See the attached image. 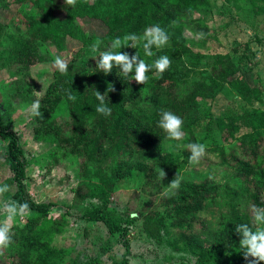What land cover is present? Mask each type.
Masks as SVG:
<instances>
[{"label":"trees","instance_id":"16d2710c","mask_svg":"<svg viewBox=\"0 0 264 264\" xmlns=\"http://www.w3.org/2000/svg\"><path fill=\"white\" fill-rule=\"evenodd\" d=\"M189 1L117 0V7L112 11L111 1L108 0H74L72 5L66 3L65 6L64 2L54 0V3L37 6L41 18L28 17L37 32V44L40 47L52 44L63 53L68 50V34L81 39L85 47L93 48L92 45L96 44L97 49L103 51L114 37L128 32L142 35L145 27L155 24L164 30L170 44L160 49L153 47L151 57L140 58L150 63L159 55H166L170 63L162 73H156L154 69L146 72L147 79L143 83L129 80L131 74L123 77L118 68H113L106 75L97 72L94 59L90 61L91 69L82 83L76 63H68V71L63 74L55 70L54 78L42 98L38 127L46 126L47 130L56 131L58 155L72 153L81 156V171L84 174V179L79 181L75 190V202L59 215H52L56 207L54 202H38L29 195L25 183L26 151L19 134L8 125L6 111L0 107V139L4 142L1 155L12 173L9 179L11 197L18 203L28 204L27 221L17 222L14 231L9 233L10 242L0 245V264H50L60 257L52 241L55 234L67 225L68 214L87 221H102L109 234L124 247L120 263L114 257L111 264H129L128 223L134 215L128 210H112L109 203L111 193L121 180L120 171L131 170L129 164L133 160L144 171V199L149 200L148 195L165 193L162 200V204L166 205L164 212L157 206L150 211H140L143 230L149 238L158 243L166 241L168 219L183 227V222L191 221L204 208H219L215 241L207 247L198 244L192 257H180L168 264H246L238 245L239 237L233 229L236 223H251V205L264 206V109L252 108L240 113L229 111L219 118L209 115L211 121L218 124L222 140L227 143L220 152L221 162L231 168L229 177L236 187H226V193L233 197L242 194L247 199L244 208L236 213L230 202L219 197L222 185L216 181L180 180L176 187L169 184L189 164L187 147L184 160L170 152H161V157L151 153L142 156V153L154 151L169 139L156 125L159 111L168 110L181 118L184 134L180 140L185 145L194 137L186 136L192 133V129L183 120L199 107V97L210 96L213 99L226 83L247 102L259 100L264 91V81L253 83L241 73L240 65L231 59L229 53H205L189 46L184 35L185 28L201 33L203 39L210 37L209 25L193 20L198 9L208 7L209 0H193L191 4ZM61 8L65 12L64 17L57 15ZM260 11L264 12V5ZM83 18L102 23L104 31L87 34L79 22ZM3 28L0 22V42ZM11 40L14 43L15 37ZM9 49L12 52L11 61L18 59L24 62L22 53L14 45H10ZM136 49L135 44V48L123 46L120 51L131 55ZM166 77L178 80L173 91H169L163 82ZM109 82L112 90L105 92ZM93 87L102 94L105 92V103L111 109L108 116L96 113ZM29 91L26 85L22 89L23 94ZM68 92L75 97L74 100L67 99ZM107 141L113 142L114 150L112 154L103 156L102 147ZM80 201H86L85 205L74 207ZM70 208H76L75 213ZM232 217L235 218L234 224L231 223Z\"/></svg>","mask_w":264,"mask_h":264},{"label":"rangeland","instance_id":"374dc122","mask_svg":"<svg viewBox=\"0 0 264 264\" xmlns=\"http://www.w3.org/2000/svg\"><path fill=\"white\" fill-rule=\"evenodd\" d=\"M108 1H111L110 7L114 11L117 0ZM50 2L51 0H0V22L4 25L0 42V107L6 111L7 123L19 134L26 151L28 164L25 183L29 195L38 202H54L56 207L52 210V215L55 216L66 212L76 200L75 190L79 181L84 179L81 156L72 153L58 155L59 141L56 131L51 128L47 130L46 126L38 127L39 116H32L29 106L33 100H38L40 111L42 98L56 70L51 61L57 55L64 58L67 64L79 65L77 73L82 83L87 71L91 69L92 56H97L98 50L85 47L81 39L70 34L67 35L68 50L65 53L58 51L52 44L40 47L37 44V32L29 23L28 17L41 18L37 6ZM189 2L191 4L193 0ZM262 5L264 0H209L208 7L198 9L193 20L207 23L210 37L203 39L201 33L185 28L184 35L189 46L205 53H229L231 59L240 65L241 73L248 76L253 83L264 81V12H258ZM57 15L64 17V10L59 9ZM79 22L87 34L104 31L100 22L88 18L80 19ZM13 36L14 43L11 40ZM169 44L168 38L163 47ZM10 45H14L22 53L24 62L18 59L11 61ZM141 45L142 41H137L136 50L140 56H145ZM163 82L169 91H173L178 85V80L170 77L164 78ZM25 85L30 89L27 94L22 93ZM199 100V107L187 114L183 123L191 126L192 133L186 135L194 137L190 143L205 145L204 154L195 163L189 162L180 171V180L216 181L222 185L219 197L225 198L227 203L230 202L236 213L244 208L243 204L247 199L242 194L233 197L226 193V187H236L233 179L229 177L231 168L221 162L220 152L227 143L222 140L218 124L211 121L209 115L219 118L229 111L240 113L252 108L264 109V91L259 100L247 102L226 83L213 99L210 96H201ZM208 126L211 128L208 129ZM3 143L0 139V184H8L9 188L0 193V203L9 199L17 201L11 197L12 185L10 186L9 179L12 173L1 155ZM188 144L184 145L180 139H167L154 151L142 153V156H149L151 153L161 157V152H170L184 160ZM113 150V142L107 141L102 147L101 155H110ZM135 163L136 160H133L129 164L131 170L120 171L121 180L111 193L109 203L112 210H128L134 215L133 220L128 223L131 246L129 264H168L180 257H192L198 244L207 247L213 243L214 232L219 227L217 206L204 208L191 221L183 222V227L176 226V222L168 219L166 241L158 243L146 235L140 211H150L157 206L164 212L166 205L162 204V200L165 193L148 195L149 200L144 199L145 175ZM262 197L264 203V195ZM93 201L97 202L96 199ZM85 202L80 201L74 207L81 208ZM70 211L75 213L76 208H70ZM26 221V212L22 216L8 219L0 209V225L6 222L9 233L14 231L17 222ZM231 221L234 224L235 218L232 217ZM189 226L191 229H187ZM52 246L59 251L60 257L52 260L50 264H111L114 257L120 263L124 252V247L109 234L102 221H87L74 214L67 215V225L55 234Z\"/></svg>","mask_w":264,"mask_h":264},{"label":"clouds","instance_id":"9594fccd","mask_svg":"<svg viewBox=\"0 0 264 264\" xmlns=\"http://www.w3.org/2000/svg\"><path fill=\"white\" fill-rule=\"evenodd\" d=\"M51 3H54V0H51ZM66 3L72 5L74 0H64V6ZM138 40L142 41L141 46L144 55L151 57L153 55L152 48L163 47L168 37L161 27L153 24L145 27L142 35L128 32L122 36L114 37L106 50L99 51L97 45L93 44V49L98 50V55L92 56L95 60L97 72H102L106 75L113 68H118L123 77L127 78L131 74V79L129 80H134L137 83H143L147 79L145 73L153 69L156 73H162L169 66L170 61L168 56L159 55L150 63H146L144 59L140 58L137 51L131 55L126 51H120L123 46L135 48ZM116 49L119 50L117 51ZM51 63L62 74L68 71V64L59 55ZM91 89L97 101L95 106L96 113L108 116L111 109L105 103L104 93L112 90V84L110 82L107 84V89L103 94L97 91L95 87ZM66 95L69 101L75 99L71 92L66 93ZM29 107L32 116H40V104L38 100H33ZM156 125L171 140H178L182 136V120L171 111H159ZM187 147L190 152L188 157L190 163H195L204 154L205 145L202 143H189ZM161 172L164 174L162 170ZM179 183L180 177L178 175H175L169 182L172 187L178 186ZM8 188V184H0V193L6 192ZM250 207L252 212L251 223H236L233 231L239 237L238 245L246 264H259V262H264V206L251 205ZM0 209L4 211L8 219H11L15 216L24 215L28 209V204L26 202L18 203L15 200H6L0 203ZM10 240L9 228L5 222L3 225H0V245H7Z\"/></svg>","mask_w":264,"mask_h":264}]
</instances>
